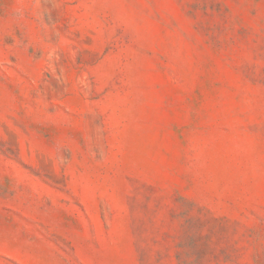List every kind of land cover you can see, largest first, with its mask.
<instances>
[{
    "label": "rangeland",
    "instance_id": "obj_1",
    "mask_svg": "<svg viewBox=\"0 0 264 264\" xmlns=\"http://www.w3.org/2000/svg\"><path fill=\"white\" fill-rule=\"evenodd\" d=\"M0 264H264V0H0Z\"/></svg>",
    "mask_w": 264,
    "mask_h": 264
}]
</instances>
